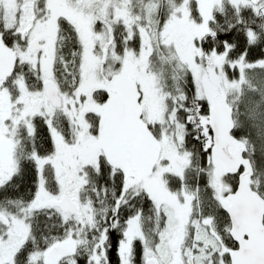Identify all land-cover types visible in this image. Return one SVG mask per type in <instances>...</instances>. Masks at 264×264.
I'll list each match as a JSON object with an SVG mask.
<instances>
[{"label": "snow or ice", "instance_id": "obj_1", "mask_svg": "<svg viewBox=\"0 0 264 264\" xmlns=\"http://www.w3.org/2000/svg\"><path fill=\"white\" fill-rule=\"evenodd\" d=\"M0 264H264V0H0Z\"/></svg>", "mask_w": 264, "mask_h": 264}]
</instances>
